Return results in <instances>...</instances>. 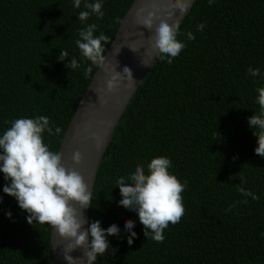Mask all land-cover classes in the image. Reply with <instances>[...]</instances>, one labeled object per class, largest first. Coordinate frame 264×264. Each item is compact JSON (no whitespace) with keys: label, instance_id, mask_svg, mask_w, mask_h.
Masks as SVG:
<instances>
[{"label":"trees","instance_id":"16d2710c","mask_svg":"<svg viewBox=\"0 0 264 264\" xmlns=\"http://www.w3.org/2000/svg\"><path fill=\"white\" fill-rule=\"evenodd\" d=\"M133 0H102L103 18L78 19L74 0H0V135L18 118L47 116L63 131L43 134L57 152L65 130L98 67L76 45L79 31L97 24L111 43ZM94 3L95 0H88ZM204 23L202 31L197 25ZM178 39L186 44L172 64L157 58L127 105L104 152L92 189L89 225L113 223L109 250L95 264H264V158L248 118L260 113L264 87V0H196L183 18ZM192 32L194 40L185 33ZM67 50L64 61L58 59ZM75 57L81 67H66ZM259 68L252 77L248 68ZM170 158L169 172L187 187L185 213L158 243L145 237L135 211L119 205L116 180L137 164ZM243 186L259 200L242 196ZM0 172V264H51L50 226L35 221L15 197L3 192ZM247 199L249 203L237 204ZM229 205H234L226 211ZM11 212V218L6 213ZM135 221L130 233L125 221ZM115 248L113 253L111 249Z\"/></svg>","mask_w":264,"mask_h":264},{"label":"clouds","instance_id":"9594fccd","mask_svg":"<svg viewBox=\"0 0 264 264\" xmlns=\"http://www.w3.org/2000/svg\"><path fill=\"white\" fill-rule=\"evenodd\" d=\"M82 0H74V7L81 8ZM209 4L213 0H208ZM192 5V0H169L163 16H158L160 11L155 4L149 11L141 7L137 12V21L149 31L152 30L154 22L159 21L155 32L149 37L151 52L158 54L160 60H166L172 64L186 44L178 39L180 35L179 21L169 23L165 17L174 14L175 9L183 14ZM85 10L79 12L78 19L81 22L87 21L92 15L103 18L102 0H95L89 3L84 0ZM147 13V15H145ZM116 23H121V18L116 17ZM97 24H88L79 31V39L76 40L82 56L90 61L85 69L84 76L87 78L92 73V66L107 67L105 56V44H108L110 37L104 33L94 35ZM204 23L197 25V31H202ZM188 40H194L192 32L185 33ZM133 50V49H132ZM135 51V50H133ZM68 57L67 50H61L58 59L64 61ZM76 69L81 67L75 57L66 67ZM252 77L261 75L259 68H248ZM127 80L131 87L135 80L131 69L125 67L123 72H114L107 80L108 91L114 90L120 82ZM259 95L257 103L260 106V113L248 118V123L257 138L256 155L264 158V87L256 90ZM10 123V127L0 135V172L4 178L10 181L5 184L3 192L15 197L19 207L29 213L27 221L32 224L34 221L39 224L51 226L59 236L68 241L64 246L62 255L68 264H95L98 256H104L109 250L110 242L108 236H118L120 228L113 223L107 229L101 227V222H91L87 229L84 225L88 223L83 215V210L92 205V191L83 176L75 169L66 168L62 163V153L54 152L44 143L43 134L60 135L62 129L55 126L47 116L35 118H18ZM73 160L79 164L82 156L79 152L74 153ZM172 166L170 158L158 156L153 158L147 165V174L141 164H137L135 170L127 177L121 176L116 180L119 187L121 199L119 205L126 209L135 211L138 214L139 222L144 226L143 231L147 239L151 238L158 243L165 239L164 230L171 223L180 222L185 208L182 193L187 187V180L183 183L169 172ZM247 181L240 179L236 186L237 191L244 197H251L252 200H259V196L243 185ZM0 197V202H2ZM237 204H247L249 201H237ZM78 205L79 207H76ZM234 205H229L226 211H230ZM11 218V212L6 213ZM135 221H125L124 229L130 233L127 243L131 245L137 233L132 231ZM76 249L82 250V255L74 258L70 253ZM115 253L116 249H111Z\"/></svg>","mask_w":264,"mask_h":264},{"label":"water","instance_id":"95a60500","mask_svg":"<svg viewBox=\"0 0 264 264\" xmlns=\"http://www.w3.org/2000/svg\"><path fill=\"white\" fill-rule=\"evenodd\" d=\"M195 1L192 0V5ZM168 2L169 0L132 1L105 52L107 67L97 69L65 130L58 151L62 153V163L66 168L75 169L83 176L89 191L93 189L99 164L115 126L140 83L158 58L157 53L152 52L151 57L148 53L151 52L149 37L154 34L159 21L156 20L152 30L149 31L138 23L137 12L141 7H146L151 11L152 5L155 4L160 9L157 15L163 16ZM191 7L183 14L179 9H175L172 16L165 18L169 23L179 21L180 24ZM125 67L131 69L134 84L129 87L125 80L120 82L114 90L108 91L107 80L114 72L122 73ZM76 152L82 156L79 164L73 160ZM83 215L88 221L84 225L87 229L89 227V207L83 210ZM50 229L51 264H68L62 255L63 248L68 241L63 240L51 226ZM70 255L74 258L79 257L82 255V250L76 249ZM85 264H87L86 260Z\"/></svg>","mask_w":264,"mask_h":264},{"label":"bare ground","instance_id":"6f19581e","mask_svg":"<svg viewBox=\"0 0 264 264\" xmlns=\"http://www.w3.org/2000/svg\"><path fill=\"white\" fill-rule=\"evenodd\" d=\"M154 63H155V62H154ZM152 66H153V65H152ZM146 75H147V74H146ZM143 80H144V79H143ZM143 80H142V82H143ZM142 82H141V83H142ZM141 83H140V84H141ZM139 86H140V85H139ZM135 93H136V92H135ZM135 93H134V95H135ZM125 109H126V108H125ZM124 111H125V110H124ZM123 113H124V112H123ZM122 115H123V114H122ZM122 115H121V117H122ZM121 117H120V119H121ZM120 119H119V120H120ZM118 123H119V122H118ZM116 126H117V125H116ZM116 126H115V129H116ZM115 129H114V131H115ZM114 131H113V133H114ZM113 133H112V134H113ZM111 137H112V135H111ZM111 137H110V139H111ZM110 139H109V141H110ZM108 144H109V142H108ZM108 144H107V146H108ZM107 146H106V148H107ZM106 148H105V150H106ZM103 155H104V154H103ZM101 160H102V159H101ZM98 169H99V168H98ZM97 172H98V171H97Z\"/></svg>","mask_w":264,"mask_h":264},{"label":"rangeland","instance_id":"374dc122","mask_svg":"<svg viewBox=\"0 0 264 264\" xmlns=\"http://www.w3.org/2000/svg\"><path fill=\"white\" fill-rule=\"evenodd\" d=\"M157 60V59H156Z\"/></svg>","mask_w":264,"mask_h":264}]
</instances>
